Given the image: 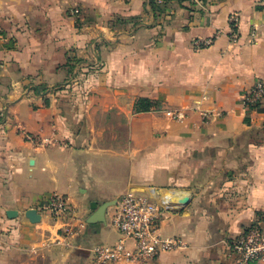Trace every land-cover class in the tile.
<instances>
[{"label": "crops", "instance_id": "0c3cea01", "mask_svg": "<svg viewBox=\"0 0 264 264\" xmlns=\"http://www.w3.org/2000/svg\"><path fill=\"white\" fill-rule=\"evenodd\" d=\"M258 77L264 0H170L157 14L146 0H0V264H95L93 247L120 233L115 205L89 223L92 205L129 189L185 244L153 264H237L229 239L264 226V111L240 100ZM142 97L159 105L136 112ZM53 193L84 221L67 240L38 209Z\"/></svg>", "mask_w": 264, "mask_h": 264}, {"label": "built area", "instance_id": "2783aa9c", "mask_svg": "<svg viewBox=\"0 0 264 264\" xmlns=\"http://www.w3.org/2000/svg\"><path fill=\"white\" fill-rule=\"evenodd\" d=\"M162 3L163 0H158ZM72 14L77 15L80 10L74 8ZM240 17L238 13L230 15L233 31L232 40L238 39L237 27ZM213 38L194 40L196 48L209 46ZM242 106L252 112L264 111V79L258 77L252 86L244 90L240 96ZM186 108H168L170 117L182 121L188 117ZM210 112L203 110L205 118ZM25 138L34 144H47L39 135L24 132ZM38 209L51 219L61 220L60 235L69 239L77 232L74 224H80L78 212L64 194L53 193L42 201ZM162 206L152 201L148 196L126 190L118 199L111 215V225L120 233L119 239L113 244H97L93 247L95 264H153L161 253L184 247L185 244L178 236H164L159 232L158 220L164 216ZM0 224V233H1ZM228 248L234 255L237 264H264V226L258 219L248 226L242 233L228 241Z\"/></svg>", "mask_w": 264, "mask_h": 264}, {"label": "water", "instance_id": "95a60500", "mask_svg": "<svg viewBox=\"0 0 264 264\" xmlns=\"http://www.w3.org/2000/svg\"><path fill=\"white\" fill-rule=\"evenodd\" d=\"M118 201L114 202H105L101 205H98L97 202H95L92 205V208L94 209V212L91 214V216L88 219L89 223H95V222H106V212L108 207L114 206L117 204ZM9 216L14 217L17 215V212L14 210L8 211ZM27 217L34 223L40 222L42 220V215L38 212L36 208H30L26 212Z\"/></svg>", "mask_w": 264, "mask_h": 264}, {"label": "trees", "instance_id": "16d2710c", "mask_svg": "<svg viewBox=\"0 0 264 264\" xmlns=\"http://www.w3.org/2000/svg\"><path fill=\"white\" fill-rule=\"evenodd\" d=\"M168 1L170 0H163L162 3H159L158 0H146V4L154 11L155 14H157L158 12L163 11ZM158 105H159L158 102L152 101L147 97H142L137 100L135 105V110L136 112L148 111L152 109L153 106H158Z\"/></svg>", "mask_w": 264, "mask_h": 264}, {"label": "rangeland", "instance_id": "374dc122", "mask_svg": "<svg viewBox=\"0 0 264 264\" xmlns=\"http://www.w3.org/2000/svg\"><path fill=\"white\" fill-rule=\"evenodd\" d=\"M168 109V108H167ZM167 109H166V112H167ZM188 112V111H187ZM167 114V116L169 117V118H171L170 117V115L168 114V112L166 113ZM172 119V118H171ZM172 120H174V119H172Z\"/></svg>", "mask_w": 264, "mask_h": 264}]
</instances>
